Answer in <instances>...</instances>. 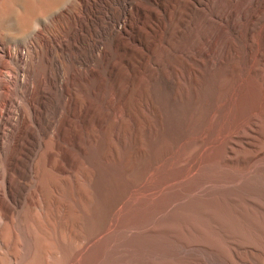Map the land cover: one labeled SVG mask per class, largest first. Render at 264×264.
<instances>
[{"label":"rangeland","instance_id":"1","mask_svg":"<svg viewBox=\"0 0 264 264\" xmlns=\"http://www.w3.org/2000/svg\"><path fill=\"white\" fill-rule=\"evenodd\" d=\"M48 1L0 0V36H20L28 12ZM80 1L59 14L69 28L56 36L42 30V41L49 66L57 47L75 56L88 109L80 107L77 87L67 84L65 96L54 78L36 92L40 121L66 107L54 151H63L71 125L78 164L69 182L62 181L45 163L35 124L17 141L7 140L0 150V264H264L245 245L235 247L240 260L230 249L228 237L252 241L245 226L225 217L214 227L200 211L177 213L167 205L202 197L193 188L207 183L237 179L239 196L264 185V0ZM187 13L203 21L201 43L211 29L230 40L225 69L205 53L200 61L188 59L193 70L179 65L176 41L191 39L181 32ZM8 55L0 43V61L14 58L24 66L22 49ZM102 130L106 145L95 155L94 137ZM128 219L137 222L132 244L124 240ZM165 220L167 233L159 228Z\"/></svg>","mask_w":264,"mask_h":264},{"label":"bare ground","instance_id":"2","mask_svg":"<svg viewBox=\"0 0 264 264\" xmlns=\"http://www.w3.org/2000/svg\"><path fill=\"white\" fill-rule=\"evenodd\" d=\"M61 1L51 0L48 1L44 7H41L39 5L40 8H38L37 10L33 12H28L27 16H25L26 19L24 20V22H22L23 24L21 23L22 25L20 24V28L18 27L20 31V36L15 35L11 38H6L4 37V35L0 36V43L5 46V49H7L9 55L12 52L16 53L17 51L22 49L26 57L24 66H20L17 64L16 59L1 56L2 60L0 61V150L4 148L5 143L8 139L14 138V142L17 141L16 136L20 132H24L26 126L35 124L38 128V133L40 135L39 142L45 147L44 156L46 165L54 171H58L61 175L60 177L62 181L67 182L68 179L71 178V173H73L71 171L72 168L76 164H78L73 154V128L71 127V125L65 128L63 132V151H61L59 155H56L54 151L59 145V142L57 140V133L59 132V129L63 124L62 121L65 117L64 110L66 109V107H63V110H61L58 116L53 115V109H51L50 112L47 111L45 116H43L40 121L38 115L39 106L36 101V92L39 89L41 90V87L44 88L46 86V79L50 80L54 78L57 80V89L59 91L64 92L65 96H68L70 93L67 84L77 87L76 89L78 90V92L76 96L80 107L87 111L89 106V98L86 93V83H84L83 78H81L84 77V75L82 73L83 76H80L75 71L76 68L73 63V59H75L74 55L65 54L63 52L61 54L59 53L60 51L58 52V50L60 49L57 47L54 53L55 64L53 66H49L48 63H45L46 58L44 44L42 41V30L46 31L47 33L53 36L59 35L56 30H60L59 32L66 31L69 28V21L68 19L61 18L59 15L60 12L67 8L77 9L80 7L81 4L80 0H64L63 2ZM186 17L189 18V20L184 25L183 29H181V32H189L191 35V39L189 44H185L186 41L180 38L178 41H176V43H178L179 48V50L177 51L176 59L179 65L185 64L188 69L193 70L194 68H192V65L189 63L188 59L200 61L202 53H205L206 55H211L213 59H215V56L217 60L216 62L220 65V70L225 69L226 66H222L224 65L225 61L223 63L222 61L224 59L225 53L230 57V51H228L229 46L231 45L230 40L227 38L220 39L215 34V32L212 31L211 27L207 25L211 29L212 33L209 35L208 38L204 37V39H206V44H203L204 42L201 43L200 41L202 40H200L199 38V35L201 33L200 29H202L201 25L203 22L202 19H200L201 17L194 16L191 13H187ZM50 23L53 28H55V30L53 29V32L55 33L52 32ZM202 36L201 39L203 38ZM204 36L206 35L204 34ZM4 77H6L7 80H5ZM16 88H19V90L17 89L18 93H14V90ZM21 97L25 101L26 106L22 105ZM10 112H14V114L16 115L12 119L10 117L14 114L9 117ZM107 134L108 133L106 130H102L101 133L95 135L92 153L97 155L100 150L101 152H103V147L104 145H106L105 143L107 139ZM99 155H101V153ZM60 159H62V162L60 161ZM99 162L97 164H99ZM100 164L99 167L101 166ZM98 171H95V173ZM236 182L237 179L234 182L227 183L226 185L220 183L217 184L214 182L207 183L202 188L194 187L193 190L204 191L205 194H201L202 197H197L196 195L198 194H192L184 198L183 200H172L167 203V205H170L172 210L176 211L177 213H182V210L186 209L200 211L202 212V214L200 215L201 219L210 225L211 221H214V223L216 224V226L214 227H221L222 218L225 217L232 220L239 226H245L248 232H250V235L252 236V241L244 244L242 243V241L240 242L237 239H234V237H228L227 241L229 244H231L230 249L238 255V252H236L235 247L245 245L249 248L248 253L250 257L255 258V254H258L264 259V185L261 187L252 188L248 194L239 196L235 192L237 189ZM66 188L68 190L67 186ZM186 206L190 208H185ZM209 208L216 209L218 211V214H206V210H208ZM166 223L167 221L165 220L162 224H160L159 227L160 230L165 233H167L166 229L168 228L166 226ZM136 225L137 222L134 219L127 221L125 225V229L127 230V232L124 233V240H126L127 243L129 242L130 244H132L133 239H136L135 237H137L138 234V232L135 231ZM154 230L157 229L153 228L152 231ZM107 243H109L110 247L112 248L118 246V244L116 245L117 237L111 236V239L109 240V242L107 241ZM129 250L133 254L132 250ZM216 254V258L222 262V260L225 258L223 251L218 250ZM240 259H242V257H239V260ZM84 261H86V259H84ZM128 263L131 264L130 262Z\"/></svg>","mask_w":264,"mask_h":264}]
</instances>
